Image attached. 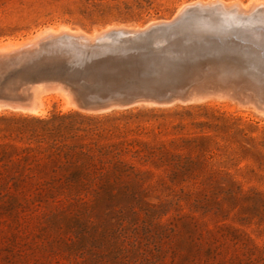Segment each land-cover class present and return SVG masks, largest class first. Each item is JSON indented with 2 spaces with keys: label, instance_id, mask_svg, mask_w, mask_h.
Segmentation results:
<instances>
[{
  "label": "rangeland",
  "instance_id": "rangeland-1",
  "mask_svg": "<svg viewBox=\"0 0 264 264\" xmlns=\"http://www.w3.org/2000/svg\"><path fill=\"white\" fill-rule=\"evenodd\" d=\"M191 1L195 0H0V39L25 37L58 23L88 33L110 25L139 27L151 20L170 19L182 3ZM200 14L196 18L202 23L226 24L232 30L229 36L244 46L255 45L247 31L250 28L242 22H223L217 14V19L213 15L208 20L206 13ZM255 59L250 53L248 68L252 72L258 67L262 72H255L264 79L263 59ZM40 72L19 73L7 87L18 83V92L26 94L31 81L44 78ZM251 89L254 92L239 90L244 96L249 94V100L239 95H211L160 106L171 108L156 111V119L145 123L155 132L158 122L168 124L157 133L158 138L205 136L212 157L206 167L180 184L150 179V187L137 191L146 203L135 207V224L122 231L111 233L116 226L105 224L106 218L115 222L117 215L116 206L107 209L106 198L88 195L84 205L72 204L69 214L86 220L88 244L94 245L93 254L85 260L67 254L73 235L52 224L50 216L62 217L61 207L45 198V191L0 187V264H264V114L260 112L264 100L255 86ZM43 103L41 112L31 114L67 110L55 91L47 92ZM145 104L139 106H158ZM179 120L182 130L172 128ZM197 122L206 124L199 127ZM182 153H187L183 147Z\"/></svg>",
  "mask_w": 264,
  "mask_h": 264
},
{
  "label": "trees",
  "instance_id": "trees-1",
  "mask_svg": "<svg viewBox=\"0 0 264 264\" xmlns=\"http://www.w3.org/2000/svg\"><path fill=\"white\" fill-rule=\"evenodd\" d=\"M170 108H72L46 115L0 111V187L45 191L44 197L61 207L62 217L50 216L52 224L73 235L67 254L85 260L94 245L88 244L86 220L69 214L72 204L84 205L88 195L106 198L107 209L116 206L117 215L115 222L106 218L105 224L116 226L111 233L122 231L135 224V207L146 203L137 191L150 187V179L180 184L212 157L205 136L162 139L157 133L168 127L165 121L155 125L158 132L145 124L156 119V111ZM172 128L182 130V121Z\"/></svg>",
  "mask_w": 264,
  "mask_h": 264
},
{
  "label": "water",
  "instance_id": "water-1",
  "mask_svg": "<svg viewBox=\"0 0 264 264\" xmlns=\"http://www.w3.org/2000/svg\"><path fill=\"white\" fill-rule=\"evenodd\" d=\"M196 8L174 22H146L142 30L112 29L90 43L64 37L0 60V69L6 70L0 74V101L24 102L19 84L7 85L19 73L38 70L46 79L30 83L61 81L71 86L83 108L103 112L252 90L247 80L257 73L248 68V55L259 56L245 51L225 30L202 23Z\"/></svg>",
  "mask_w": 264,
  "mask_h": 264
},
{
  "label": "bare ground",
  "instance_id": "bare-ground-1",
  "mask_svg": "<svg viewBox=\"0 0 264 264\" xmlns=\"http://www.w3.org/2000/svg\"><path fill=\"white\" fill-rule=\"evenodd\" d=\"M194 6L197 7L196 9H194L197 13H202V12L206 13L205 14L207 16L206 19H208V20H213L214 18H212V17L214 15V17L216 19L218 16H219L218 18L223 19V22H224V20L225 21L230 20L229 22H231V21L233 23L238 22V23H236L237 25H239V22H242L243 25L247 27V29L250 28L247 31H248L250 37H254V40H251V42H255V45L244 46V50L247 52L254 51V53L256 55L260 56V58L263 59L262 61L264 62V0H246L245 2H242L241 0H230V1H226V0H195V1L188 2V3H182L176 9L175 13L173 14V16L170 19L151 20V21L147 22V24L159 23V22H165V23L174 22L181 17L183 18L185 16V14L187 12H189L188 10ZM208 11H210V13H207ZM216 14L218 16H216ZM197 15H198L197 17L201 16V14H197ZM232 24H231V26H232ZM143 28H144L143 26L128 28L126 26H120V27H117V26L113 27L112 26L111 27V25H110L109 27H105L103 29H100L99 31L94 30L93 32L88 33L86 31L82 30L81 28L71 29L66 24L58 23L56 25H50V26L39 28V29L35 30L33 33L26 35L25 37L6 38L5 40L0 39V60L10 59L13 57H19L23 54H29V53L33 52L42 43L52 41V40H59V39H62L64 37H69V38H73V39H80V40H83V41L90 43V42H93L99 36L103 35L107 31L112 30V29L142 30ZM219 28L225 30L227 32V34H229L232 31L229 29V26L226 27V24H225V26H222ZM236 29H237V27H236ZM244 29H246V28H244ZM241 31H242V29H241ZM243 31H246V30H243ZM248 57H249V55H248ZM254 59H255V57H254ZM256 60H257V58H256ZM255 63H257V62H255ZM251 64H252V62H251ZM258 64H260V62ZM256 69L258 71H260L258 69V67ZM5 71H3V72H5ZM253 72H255V71H253ZM260 72H262V71H260ZM258 73L255 75H250L248 78V82H249V84H251V86H255L256 89H258L259 92L258 91L257 92H258V94H260L263 97V99H261L263 101L264 100V79H263V77L261 79L259 77ZM29 86L31 87V90L26 94H22L25 97L24 102L16 104V103H5V102L0 101V109L6 107V108H11V109L17 110V111H25L28 113L29 112L30 113H39L42 111V107H43L42 105L44 104L43 103L44 95L47 92L55 91V92H58V94L61 95V97H63V109L77 108V109H81V110H85V111H89V112H103L102 110H90V109L83 108L80 105V103L78 101V97L76 96V94L71 90L73 93V96H72L70 88L68 86H66L64 83H62L61 81H58V80H51L50 81L49 79H47V80L39 81L37 83L29 84ZM252 92H254V91L252 90ZM251 94H250V96H251ZM255 94H257V93H255ZM214 95L217 96L218 98L223 97V96H228V94L225 92L216 93ZM238 95H235V96H238V97L241 96V97H244L243 99L249 100V97H248L249 94L244 96L242 93H240ZM235 96H231V97H235ZM207 97H210V96H194V97H192V98H190L184 102H188L189 100L191 101V100L198 99V98H201V99L207 98ZM254 97H256V96H254ZM252 98L253 97L251 96V99ZM253 99H255V98H253ZM253 99H252V101H253ZM239 100H241V99H239ZM257 100H258V98H257ZM259 102H257V103H259ZM145 103L151 104V105H158V106L168 105V104H169L168 106H170V105L176 104L174 102H171V103L143 102V103L136 104V106L146 105ZM179 103H182V101H179ZM250 103H251V101H250ZM251 104H254V102ZM262 104H261V108H262ZM257 105H260V104H257ZM258 111H259V109H258ZM260 112L262 114H264V106H263V109H260Z\"/></svg>",
  "mask_w": 264,
  "mask_h": 264
}]
</instances>
